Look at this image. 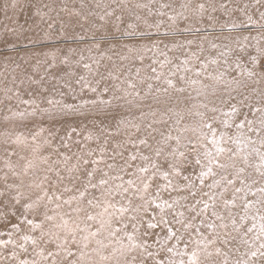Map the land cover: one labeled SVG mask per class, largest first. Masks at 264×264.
Returning a JSON list of instances; mask_svg holds the SVG:
<instances>
[{"label":"snow or ice","instance_id":"obj_1","mask_svg":"<svg viewBox=\"0 0 264 264\" xmlns=\"http://www.w3.org/2000/svg\"><path fill=\"white\" fill-rule=\"evenodd\" d=\"M0 13V264H264V0Z\"/></svg>","mask_w":264,"mask_h":264},{"label":"rangeland","instance_id":"obj_2","mask_svg":"<svg viewBox=\"0 0 264 264\" xmlns=\"http://www.w3.org/2000/svg\"><path fill=\"white\" fill-rule=\"evenodd\" d=\"M57 2L58 3L66 2L70 9L73 7H76V8L79 7V0H57ZM2 3H3V0H0V4H2ZM65 18L67 19V17H65ZM23 19H24V14L21 15V23H23ZM3 20H4L3 13H0V21H3ZM73 22H75V18H73ZM80 31H81L80 29H77V32H80ZM245 31L247 34V30H245ZM253 34H255V33L253 32ZM90 35H91L90 33H85L86 38L90 37ZM87 42H90V40H87ZM61 46L67 48V47H76L77 45L75 42H73L71 39H69L68 41L63 42ZM80 46L83 47V44H81ZM4 51H6L5 46L0 44V54H2ZM20 55H25V51L23 48L20 49Z\"/></svg>","mask_w":264,"mask_h":264}]
</instances>
